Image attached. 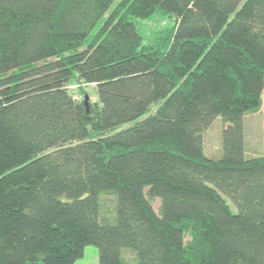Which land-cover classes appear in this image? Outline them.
<instances>
[{
    "label": "trees",
    "instance_id": "1",
    "mask_svg": "<svg viewBox=\"0 0 264 264\" xmlns=\"http://www.w3.org/2000/svg\"><path fill=\"white\" fill-rule=\"evenodd\" d=\"M116 1L0 0V264H264V0Z\"/></svg>",
    "mask_w": 264,
    "mask_h": 264
},
{
    "label": "rangeland",
    "instance_id": "2",
    "mask_svg": "<svg viewBox=\"0 0 264 264\" xmlns=\"http://www.w3.org/2000/svg\"><path fill=\"white\" fill-rule=\"evenodd\" d=\"M170 23L171 20L164 16L153 15L146 20L139 21L138 29L144 36L145 42H150L157 37L158 32L163 31ZM68 90L76 100H83L84 96H87L88 102L92 103L96 101L94 85L92 84L86 85L72 81L68 84ZM221 136V119L216 118L204 135V153L209 158L217 159L220 157ZM244 138L247 156L253 157L264 154V90L260 111L244 117ZM229 204L231 210L235 211L234 206L231 203ZM114 206L115 202L112 196L105 195L102 197V215L105 218H111L113 216ZM153 206L154 208L157 207L156 201L153 202ZM188 239L189 236L186 235V240ZM125 257L129 259L130 255L126 253ZM74 264H98V249L94 245L85 246L83 256Z\"/></svg>",
    "mask_w": 264,
    "mask_h": 264
},
{
    "label": "water",
    "instance_id": "3",
    "mask_svg": "<svg viewBox=\"0 0 264 264\" xmlns=\"http://www.w3.org/2000/svg\"><path fill=\"white\" fill-rule=\"evenodd\" d=\"M87 103V97H85V104Z\"/></svg>",
    "mask_w": 264,
    "mask_h": 264
}]
</instances>
